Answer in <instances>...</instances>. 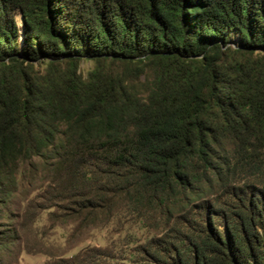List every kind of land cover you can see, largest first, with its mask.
<instances>
[{
    "label": "trees",
    "instance_id": "obj_1",
    "mask_svg": "<svg viewBox=\"0 0 264 264\" xmlns=\"http://www.w3.org/2000/svg\"><path fill=\"white\" fill-rule=\"evenodd\" d=\"M24 188L161 234L134 264H264V0H0V205Z\"/></svg>",
    "mask_w": 264,
    "mask_h": 264
},
{
    "label": "rangeland",
    "instance_id": "obj_2",
    "mask_svg": "<svg viewBox=\"0 0 264 264\" xmlns=\"http://www.w3.org/2000/svg\"><path fill=\"white\" fill-rule=\"evenodd\" d=\"M234 36L231 34V37ZM90 65L91 61L83 60L80 68L84 72ZM25 192L24 188L11 203L0 205V264H69L80 248L102 246L110 237L117 238L118 234L123 235L127 230L134 234L132 237L136 235L126 244V254L130 259L127 263L134 264L135 260L142 258L148 240L161 236L153 235L141 222L138 226L123 228L121 232H115L114 222L88 231H78L72 221L65 217L51 218L49 210H58L44 204L41 199H36V203L21 202L20 198ZM34 194L26 193L29 197Z\"/></svg>",
    "mask_w": 264,
    "mask_h": 264
}]
</instances>
